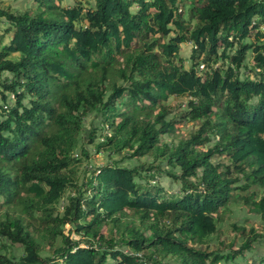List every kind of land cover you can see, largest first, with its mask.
<instances>
[{
	"label": "trees",
	"instance_id": "trees-1",
	"mask_svg": "<svg viewBox=\"0 0 264 264\" xmlns=\"http://www.w3.org/2000/svg\"><path fill=\"white\" fill-rule=\"evenodd\" d=\"M30 1L0 0V264H264L246 228L264 219V0ZM99 136L119 159L86 173ZM233 202L248 217L223 236ZM131 218L125 252L109 225Z\"/></svg>",
	"mask_w": 264,
	"mask_h": 264
},
{
	"label": "rangeland",
	"instance_id": "rangeland-1",
	"mask_svg": "<svg viewBox=\"0 0 264 264\" xmlns=\"http://www.w3.org/2000/svg\"><path fill=\"white\" fill-rule=\"evenodd\" d=\"M4 4L8 5L11 8L14 9H19V10H25L28 9V7L31 4L30 0H4ZM75 3V0H62L61 1V5L62 6H68V5H73ZM182 15L185 16L186 19L190 18V14H188V12L183 13ZM191 26H193L194 21L191 20L190 21ZM193 47V44L191 42L189 43H182L180 44V49L178 51V54H180L184 59V66L187 68L188 67V63L186 62V58H189L190 54H191V48ZM204 69H206V67H204ZM1 88V87H0ZM166 104H171V109H172V115L176 112V110L181 109V110H185V103L179 101V102H175L174 98H168L165 101ZM181 104V105H180ZM170 117V115L168 116V118ZM101 117H100V111H95L93 114L89 115L88 117H86L83 120V129H81V133H80V139H85V141L87 140V136L89 131L91 130L92 125L96 126V128H102L101 125ZM191 128L190 126H185L184 127V131H190ZM101 131L100 129H98L97 131V135H100ZM165 139H167V136H164ZM102 138L101 136H99L98 139L95 140L94 143L92 144H88L87 142L85 143V149L88 152V156L83 160V169H85L86 173L89 172V170H91L93 166H102L103 164H106L108 162H113V161H117L119 158L112 155V156H108V153L106 151H97L96 149V143H98L99 141H101ZM168 140V139H167ZM80 155V154H79ZM78 155V157H79ZM154 154H147L143 157H141L139 159V162H151L154 160ZM137 160L135 159H131V160H123V164L127 165V166H133L135 164L139 163ZM163 165L166 164V162H164L162 160L161 162ZM161 183L164 186H169L171 188V190H175L178 186L174 185L171 183L170 178H168L167 176H162L161 177ZM250 191H253L252 189ZM250 191L248 193H250ZM172 192V191H171ZM174 193H176V191H174ZM63 202L60 203L59 208H58V212L60 213V216L63 215ZM230 210L232 211L230 214V217H227L226 215H223L221 217L222 222L220 223V228L223 231V236H227L229 232V228L232 226V224L238 222L239 220H241L242 218H246L248 217V215L246 214V210L240 207V205L236 202H233L230 204ZM2 211H0L1 213ZM24 225L26 223H23ZM246 228L251 227L253 228V235H257V241L259 242L256 246V249L252 251V253H248V257H250L252 259V262H256L259 258V256L264 253V219H261V216H251L250 218L248 217L247 220V224H246ZM109 227L111 228L112 231V235L116 244V247H118L117 249H122L125 252H130V249L127 247V245L125 244L126 240L131 239L133 236H136L137 234H133L134 230H138L139 226L134 225V219L131 218L129 220H121L120 223L118 225H109ZM57 230L60 232V234H58L59 236L62 235L65 238H69L70 240H79L81 243V246L84 247L86 246L84 239H82L81 235L77 234L75 231V228L73 226V224L69 223V222H65L62 223L60 226L56 227ZM140 228L144 231L146 228L141 227ZM226 230H228V233H226ZM236 234V235H235ZM234 236L236 237V245L239 246L238 244L240 242L243 241L242 236H237V233H235ZM233 236V235H232ZM125 238V239H124ZM229 237L227 239V237L225 238L226 242L229 243L230 241ZM248 238H252V236H249ZM212 241L211 242H215L217 243V240L215 239V236H212ZM210 241L202 243L198 246V248H204L207 244H211ZM83 243V244H82ZM230 244V243H229ZM230 249H233V247H231ZM11 250V253H14V255L19 256L21 254L22 251V247L20 246V244H15L12 245V247L9 249ZM228 245L225 246V248H220V253L224 252V251H228ZM139 255V254H138ZM41 256L43 258H55L56 256H51L49 255L47 252H41ZM58 264H63L62 260L60 259L58 261Z\"/></svg>",
	"mask_w": 264,
	"mask_h": 264
}]
</instances>
